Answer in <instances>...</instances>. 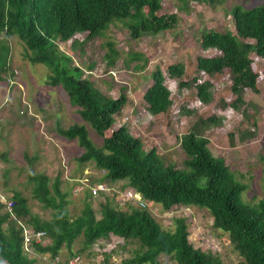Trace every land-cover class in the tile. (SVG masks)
<instances>
[{"label": "trees", "instance_id": "1", "mask_svg": "<svg viewBox=\"0 0 264 264\" xmlns=\"http://www.w3.org/2000/svg\"><path fill=\"white\" fill-rule=\"evenodd\" d=\"M162 1L0 0V39L3 34L18 37L31 52V63L46 65L51 70L47 83L52 87L61 86L71 105L80 109L81 118L103 138V147L97 148L85 126L75 124L68 129L58 128L60 136L77 141L83 149L79 157L81 164L93 162L106 172L105 179L109 182L128 181L129 187L150 203L161 205L163 210L169 211L175 206L208 210L215 227L229 234L244 259L238 264H264V199L257 205L246 203L243 194L247 186L237 180L222 159L211 154L208 140L194 131L182 139L181 146L188 160L186 169L181 170L173 165L165 166L158 150L146 151L142 140L130 135L125 126L114 129V117L129 100L125 91L118 99L104 95L91 80L83 78L82 69L74 66L73 59L59 48V42L73 39L72 48L75 49L79 44L75 36L88 33V40L98 38L115 22L124 23L134 40L173 30L179 18L176 14L159 15ZM204 1L209 4L225 2ZM231 14L234 26L227 32L204 33L202 48L214 49L216 54L210 58L200 57L198 69L200 77L231 72L233 91L237 95L236 101L240 102L242 90L257 91L258 81L262 76L264 78V69L262 75L257 70L258 61L264 67V5L250 10L238 5ZM106 48L105 60L112 67L120 52L111 41L106 42ZM253 52L257 59H252ZM9 55L10 49L0 41V81L8 69ZM141 58L140 54H130L127 66ZM135 68L142 70L144 65ZM167 71L170 77L179 80L181 87L195 88L201 102L208 104L212 100L211 81L201 82L200 77L186 80L184 64L172 65ZM153 82L143 102L147 110L160 119L173 106L172 94L160 70L154 73ZM212 122L215 124L220 120L213 117L204 123ZM30 181L34 184V198L46 209L54 211L53 218L41 220L32 215L20 194L12 196L0 191L12 203L9 209L0 201V264L36 263L25 249V230L31 236L46 232L48 243L41 244L32 239V248L36 254H49L52 259H57L64 247L72 252L81 237L83 248L76 253L78 255L90 250L99 240L115 236L125 241L136 240L143 249L122 264H157L162 255L169 256L177 264H222L218 257L191 244L184 218L176 219L175 231L171 232L164 230L148 210L132 204L128 211H121L106 199L100 205L101 218L97 219L88 201L92 196L89 192L81 214L71 220L68 193L62 191L61 177L51 182L45 174H31ZM76 254L71 253L72 256ZM110 259L111 255L106 254L103 264H114Z\"/></svg>", "mask_w": 264, "mask_h": 264}, {"label": "rangeland", "instance_id": "2", "mask_svg": "<svg viewBox=\"0 0 264 264\" xmlns=\"http://www.w3.org/2000/svg\"><path fill=\"white\" fill-rule=\"evenodd\" d=\"M238 5L250 10L264 5V0H225L221 4H209L204 0H163L159 15L176 14L179 18L173 30L134 40L124 23L115 22L98 38L88 40V33L75 36L79 42L75 49L72 48L73 39L58 45L73 59V65L82 69L83 78L91 80L104 95L118 99L125 91L129 100L115 116L114 129L125 126L130 135L142 140L146 151L156 148L165 166L173 165L181 170L186 169L188 160L181 142L185 135L194 131L208 140L211 154L222 159L237 180L247 186L244 201L257 205L264 199V78L258 81L257 91L242 90L239 102L233 91L231 72L200 77L198 69L200 57L210 58L216 54L214 49L202 48L204 33L227 32L234 26L231 11ZM3 40L11 51L8 69L0 81V191L12 196L20 194L32 215L50 221L54 211L34 198L30 175L45 174L51 182L61 177L62 191L68 193L69 217L73 220L84 209L90 188L106 183L111 189L109 195L88 200L97 219L101 218L100 205L106 199L121 211H128L132 204L148 210L164 230L171 232L175 231L176 219L184 218L189 240L196 249L218 257L222 264L244 261L229 234L215 227L208 210L175 206L166 211L149 201L143 208L127 200L128 181L109 182L105 179L106 172L93 162L81 164L79 157L83 149L77 141L60 136L58 128L68 129L75 124L85 126L97 148L103 147V138L81 118L80 109L71 105L61 86L52 87L47 83L51 70L43 64H32L31 52L18 37ZM109 41L115 43L120 52L112 67L105 60L106 42ZM247 42L255 43L253 40ZM133 53L143 58L128 67V56ZM252 59H257L254 52ZM175 64L185 65L186 80L200 77L201 82L213 83L212 100L208 104L201 102L195 88L181 87L179 80L168 75L167 68ZM136 65H144V69L139 70ZM257 66L262 75V62L258 61ZM158 70L163 73L173 100L170 111L160 119L151 115L143 102ZM213 117L220 122L204 123ZM83 241V237L79 238L72 252L64 247L57 259L49 254H36L30 243L26 249L29 256L36 259L35 264H103L106 254L111 255V263L122 264L143 251L136 240L125 241L111 236L78 255ZM157 264L177 262L162 255Z\"/></svg>", "mask_w": 264, "mask_h": 264}, {"label": "built area", "instance_id": "3", "mask_svg": "<svg viewBox=\"0 0 264 264\" xmlns=\"http://www.w3.org/2000/svg\"><path fill=\"white\" fill-rule=\"evenodd\" d=\"M110 191H111L110 187L105 184H100L91 188V194L92 197L94 198L101 197V195L107 196L109 195ZM126 195L128 201H134L136 204H138L143 208L146 206V202L142 199L140 195L137 194V192L134 189H128L126 191ZM0 201L7 204L9 206V209H11L12 203L7 200L5 195L0 194ZM25 238H26V247L27 245H29V243L30 244L32 243V239H36L37 243H41V244L47 243V234L44 231L38 232L34 236H31L28 230H25ZM79 260L80 259L78 258L77 261Z\"/></svg>", "mask_w": 264, "mask_h": 264}, {"label": "clouds", "instance_id": "4", "mask_svg": "<svg viewBox=\"0 0 264 264\" xmlns=\"http://www.w3.org/2000/svg\"><path fill=\"white\" fill-rule=\"evenodd\" d=\"M13 37V36H12ZM3 38H10V37H8V36H6V34H3L2 35V37H1V39H0V41H1V43H2V45L5 47V46H7L9 49H10V47H9V45L8 44H5L4 43V40H3ZM69 42V41H68ZM73 42V41H72ZM63 43V42H62ZM66 43V42H65ZM10 51H11V49H10ZM10 56V55H9ZM150 113V112H149ZM151 114V113H150ZM152 115V114H151ZM115 118V117H114ZM120 128V127H119ZM114 183H117V182H114ZM101 184H105V185H107V186H109L108 184H106V183H101ZM97 185H100V184H97ZM96 185V186H97ZM95 187V186H94ZM129 189H133V188H131V187H129ZM128 190V189H127ZM135 190V189H134ZM136 191V190H135ZM90 192H91V188H90ZM137 192V191H136ZM137 194L138 195H140L141 197H142V195L140 194V193H138L137 192ZM92 195V194H91ZM92 197V196H91ZM142 199L147 203V200H145L143 197H142ZM128 202V201H127ZM130 203H132V202H134V201H129ZM47 243H48V238H47ZM44 244V243H43ZM46 244V243H45ZM31 245V247L30 248H32V243L30 244ZM27 247H26V245H25V249H26ZM26 251H27V249H26Z\"/></svg>", "mask_w": 264, "mask_h": 264}]
</instances>
